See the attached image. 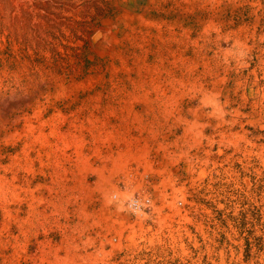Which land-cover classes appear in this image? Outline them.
Masks as SVG:
<instances>
[{"label":"rangeland","instance_id":"rangeland-1","mask_svg":"<svg viewBox=\"0 0 264 264\" xmlns=\"http://www.w3.org/2000/svg\"><path fill=\"white\" fill-rule=\"evenodd\" d=\"M0 264H264V0H0Z\"/></svg>","mask_w":264,"mask_h":264},{"label":"built area","instance_id":"built-area-1","mask_svg":"<svg viewBox=\"0 0 264 264\" xmlns=\"http://www.w3.org/2000/svg\"><path fill=\"white\" fill-rule=\"evenodd\" d=\"M151 205L149 198L133 197L128 201V207L135 213L142 211L144 208H148Z\"/></svg>","mask_w":264,"mask_h":264}]
</instances>
